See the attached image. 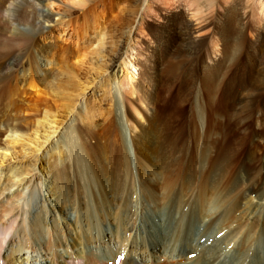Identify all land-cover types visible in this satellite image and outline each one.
<instances>
[{"label":"bare ground","instance_id":"obj_1","mask_svg":"<svg viewBox=\"0 0 264 264\" xmlns=\"http://www.w3.org/2000/svg\"><path fill=\"white\" fill-rule=\"evenodd\" d=\"M90 1L0 0V264L33 254L44 259L36 264H264V176L173 173L150 158L144 138L136 156L121 104L125 152L104 160L88 142L96 132L80 119L99 110L64 87L103 47L105 15ZM253 1L264 23V0ZM135 41L132 25L97 80L118 98L133 86ZM51 97L62 113L50 111Z\"/></svg>","mask_w":264,"mask_h":264},{"label":"rangeland","instance_id":"obj_2","mask_svg":"<svg viewBox=\"0 0 264 264\" xmlns=\"http://www.w3.org/2000/svg\"><path fill=\"white\" fill-rule=\"evenodd\" d=\"M90 2L105 15L103 47L98 55L88 56L74 67L75 79L64 88L75 103L85 95L92 109L99 110L92 118L80 119V124L95 130L96 136L88 142L101 150L103 159L115 161L124 150H120L123 141L116 121L121 104L136 156H144L136 141L141 143L144 138L150 158L168 161L173 173L181 167L200 178L218 170L228 181L242 169L259 183L264 176V23L257 25L253 19L254 1ZM132 25L136 27L133 56L137 60L133 86L121 90L118 98L97 80ZM52 100L54 97L47 99L52 103L50 111L62 113ZM62 101L56 100V104ZM74 142L75 149L85 154L80 139L75 137ZM111 145H115L112 154ZM36 255L27 264L44 261Z\"/></svg>","mask_w":264,"mask_h":264}]
</instances>
